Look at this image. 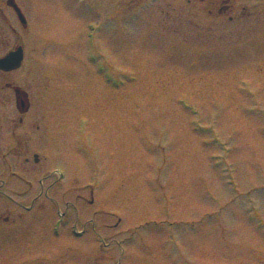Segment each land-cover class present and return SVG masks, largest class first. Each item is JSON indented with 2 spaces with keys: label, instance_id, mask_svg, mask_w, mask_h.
Returning <instances> with one entry per match:
<instances>
[{
  "label": "rangeland",
  "instance_id": "rangeland-1",
  "mask_svg": "<svg viewBox=\"0 0 264 264\" xmlns=\"http://www.w3.org/2000/svg\"><path fill=\"white\" fill-rule=\"evenodd\" d=\"M38 4L24 43L60 63L36 84L68 223L25 260L1 239L0 264H264V0Z\"/></svg>",
  "mask_w": 264,
  "mask_h": 264
},
{
  "label": "flooded vegetation",
  "instance_id": "flooded-vegetation-1",
  "mask_svg": "<svg viewBox=\"0 0 264 264\" xmlns=\"http://www.w3.org/2000/svg\"><path fill=\"white\" fill-rule=\"evenodd\" d=\"M198 1L206 5L209 13L222 16L234 12L236 5V0ZM40 5L38 0H0V240L6 238L11 245L20 243L23 260L30 240H39L46 231L52 236L53 211L61 207L57 199L61 184L50 169L55 154L52 112L44 106L49 99L45 100L44 90L36 84L37 79L40 83L43 79L39 66H55L59 60L42 55L39 58L37 53L29 58L24 43L31 28L33 32L44 28L37 17ZM20 12L26 21L21 20ZM19 51V63L17 58H7L17 56ZM30 85H34L33 90Z\"/></svg>",
  "mask_w": 264,
  "mask_h": 264
}]
</instances>
